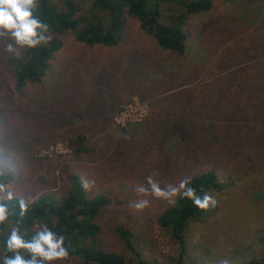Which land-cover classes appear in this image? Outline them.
Masks as SVG:
<instances>
[{"label": "rangeland", "instance_id": "374dc122", "mask_svg": "<svg viewBox=\"0 0 264 264\" xmlns=\"http://www.w3.org/2000/svg\"><path fill=\"white\" fill-rule=\"evenodd\" d=\"M72 1L77 17L87 14L90 0ZM238 1L212 0L210 10L189 15L184 58L160 48L131 17L126 18L122 40L114 46L88 45L77 40L74 32H65L46 75L39 82L28 83L21 95L13 82L16 58L4 51L7 38H0V113L5 119L0 122V171L12 173L16 192L27 201L40 195L60 199L67 190L71 164L87 166L91 178L82 182L87 185L88 197L100 194L109 200L97 240L102 247L118 252L127 264H139L114 232L123 225L130 230L133 249L143 264L176 259L179 247L157 218L178 196L170 202L136 194L135 178L140 174L136 169L132 175L129 171L138 164L147 168L160 163L169 168L175 160L169 153L171 142L160 143L152 132L154 125L158 126L152 121L153 114H180L189 104L200 122L210 115L226 118L224 109L209 104L217 92L244 107L258 94V99L264 98V93L255 95V85L264 82L257 71V64L264 61V21L246 20V6L241 8ZM52 2L59 11L64 9L59 0ZM194 53L206 58L204 65L192 61ZM217 55L223 65H213ZM259 67L264 68L262 62ZM237 69L236 80L213 79ZM252 112L249 110V117ZM262 123L260 118L259 123L240 129L244 142L237 146L239 154L229 160L227 172L217 176L222 189L208 192L215 197L216 206L201 219L189 222V261L242 264L263 256L258 233L264 228V143H255L264 139ZM78 135L86 137V147L77 156L71 141ZM200 163L195 166L199 170L203 167ZM188 169H171L164 188L178 184ZM151 173L156 181L163 180L158 169ZM142 200L148 201L147 206L135 208ZM11 228L9 224L7 234ZM64 264L92 263L70 258Z\"/></svg>", "mask_w": 264, "mask_h": 264}, {"label": "trees", "instance_id": "16d2710c", "mask_svg": "<svg viewBox=\"0 0 264 264\" xmlns=\"http://www.w3.org/2000/svg\"><path fill=\"white\" fill-rule=\"evenodd\" d=\"M59 1L63 4L62 11L58 10L52 0H39L38 12L41 19L50 26L47 35L51 39L48 43H42L35 49L21 50L20 58H16L13 82L20 95L24 93L23 90L28 83L39 82L46 75L50 61L62 46L59 37L65 32H74L77 40L88 45L114 46L122 40L126 28V18L131 17L138 21L140 28L152 36L160 48L184 58L188 39L185 26L189 15L208 11L212 7V0H90L87 14L77 17L72 0ZM193 55L192 61H195L197 66L205 64L206 58L201 53ZM219 56L217 55L213 65L216 62V65H223L222 60H217ZM261 62L264 65V61ZM261 62L257 64V71L260 74V79L264 81V68L259 67ZM238 72H240L239 69L213 79L217 81H227L230 78L236 80L235 76ZM255 87V95L260 92L264 93V82L262 85H255ZM61 96L57 95V98ZM258 97L259 94L257 99L248 102L249 105L245 103L244 107L240 101L228 100L227 97L217 92L214 98H210L213 100L209 101V104L228 112L224 111V114H227L226 118L211 117L210 115L199 122L201 118L190 112L189 104L183 106L180 114H172L173 117L153 114L152 121L154 124L157 121L159 127L154 125L152 132L159 138L160 143L170 144L171 142L169 153L175 155V160L169 168L160 163L157 166L150 164V167L147 168H140L141 164L131 167V171H129L131 175L134 169L140 174L138 179L135 178L136 189L139 185L149 187L147 177L152 174L151 170H155V168L163 175V180H160L159 184L161 188H164V178L167 174L169 175L171 169L174 172L175 169L188 166L190 171L188 169L189 172L180 177L179 181L190 178V186L195 188L200 195L205 192L221 190L223 186L217 181V176L220 172H227L231 166L229 160H234L239 154V151L236 150L237 146L244 142L240 129L248 127L249 123H259L260 118L264 128V115H262L264 114V98L258 99ZM55 98L56 96L52 97V99ZM21 100L19 97V101ZM249 110L253 111V116L249 117ZM2 116L3 113H0V122L5 121ZM71 122L77 124L72 120ZM203 131H205L204 134H202ZM260 141L264 143V139L257 140L255 143L258 144ZM71 142L75 155L78 156L82 153L81 151L85 150V136L78 135ZM75 143L78 145L77 148L74 147ZM185 160L186 164H183ZM200 160L204 162H198ZM197 163L203 165L200 170L195 167ZM67 173V190L64 195L60 199L40 195L30 204V211L23 218L21 226L31 235L35 232L36 224L48 223L54 231L65 236V243L70 245V258H79L85 263L92 264H127L118 252L105 250L97 241L101 232V215L108 206L109 200L100 194L88 197L82 180L91 178V169L81 164H71ZM85 173L90 176L84 177ZM0 174H3L4 178L10 182L13 180L10 172L0 171ZM87 180L89 181V179ZM135 192L139 194L137 190ZM149 192L151 191L149 190ZM149 192L145 195H152ZM211 207L206 210L199 209L191 200L178 196L173 203L168 204L162 210L157 218V223L179 247L178 257L166 264H195L189 261L186 254L187 226L190 221H197L208 214ZM17 219L19 217L10 219L0 229V239L7 236L9 224L14 227ZM263 229L261 228L258 233V241L262 248H264ZM114 232L125 247L136 255L139 264H143L142 259L133 249L130 230L121 225L117 226ZM242 264H264V254Z\"/></svg>", "mask_w": 264, "mask_h": 264}, {"label": "clouds", "instance_id": "9594fccd", "mask_svg": "<svg viewBox=\"0 0 264 264\" xmlns=\"http://www.w3.org/2000/svg\"><path fill=\"white\" fill-rule=\"evenodd\" d=\"M39 0H0V38L9 41L4 51L14 58H20L21 50L35 49L42 43H48L49 24L41 19L38 12ZM149 187L139 186V193H148L170 202L177 196L187 198L199 209L215 207L217 201L213 195H200L190 186V178H184L178 184H169L161 188L152 176L147 177ZM87 187V185H85ZM148 201L142 200L135 208L142 209ZM32 201L18 194L12 182L0 174V229L10 220L19 217L6 237L0 239V264H64L70 259V245L65 236L54 231L46 222L39 223L34 234L24 229L23 218L28 215Z\"/></svg>", "mask_w": 264, "mask_h": 264}, {"label": "crops", "instance_id": "0c3cea01", "mask_svg": "<svg viewBox=\"0 0 264 264\" xmlns=\"http://www.w3.org/2000/svg\"><path fill=\"white\" fill-rule=\"evenodd\" d=\"M238 4L241 8L243 5L246 6L249 18H246V20H264V0H239ZM240 19L243 18L240 17Z\"/></svg>", "mask_w": 264, "mask_h": 264}]
</instances>
